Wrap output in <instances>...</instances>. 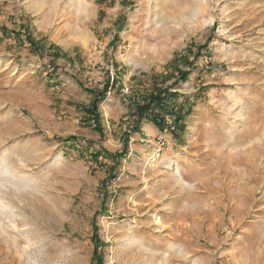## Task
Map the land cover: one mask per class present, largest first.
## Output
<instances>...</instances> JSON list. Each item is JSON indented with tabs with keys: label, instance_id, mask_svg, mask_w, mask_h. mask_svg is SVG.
I'll return each instance as SVG.
<instances>
[{
	"label": "rangeland",
	"instance_id": "374dc122",
	"mask_svg": "<svg viewBox=\"0 0 264 264\" xmlns=\"http://www.w3.org/2000/svg\"><path fill=\"white\" fill-rule=\"evenodd\" d=\"M0 175V264H264V0H0Z\"/></svg>",
	"mask_w": 264,
	"mask_h": 264
},
{
	"label": "trees",
	"instance_id": "16d2710c",
	"mask_svg": "<svg viewBox=\"0 0 264 264\" xmlns=\"http://www.w3.org/2000/svg\"><path fill=\"white\" fill-rule=\"evenodd\" d=\"M28 39H30L31 45L35 46L36 43L32 41L31 37H29ZM167 97L168 95L165 94L163 96L161 93L151 96L147 101L148 103L143 107L144 109L141 112L144 113V115L146 116L147 115L151 116V114L153 113L152 119H154L156 123L163 124L164 120H163V116L161 115L162 110L159 111V113L156 116H154L155 115L154 113L156 110L163 109V107H165L164 102H165V98Z\"/></svg>",
	"mask_w": 264,
	"mask_h": 264
},
{
	"label": "bare ground",
	"instance_id": "6f19581e",
	"mask_svg": "<svg viewBox=\"0 0 264 264\" xmlns=\"http://www.w3.org/2000/svg\"><path fill=\"white\" fill-rule=\"evenodd\" d=\"M5 164V163H4ZM3 164V166H4ZM5 169V168H4ZM8 171V170H7ZM10 173V172H8ZM13 175L15 178H17L16 174H11ZM8 182L12 183L14 182V184H20V182L16 179H12L8 176H2L0 175V192H4L3 194H5L6 192L4 190H2V187H7ZM0 196V212L1 213H10L12 216L14 217H23L25 216L24 213H22L19 210H14V208H12L10 205L7 204V202L5 201V199Z\"/></svg>",
	"mask_w": 264,
	"mask_h": 264
}]
</instances>
